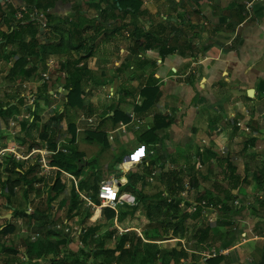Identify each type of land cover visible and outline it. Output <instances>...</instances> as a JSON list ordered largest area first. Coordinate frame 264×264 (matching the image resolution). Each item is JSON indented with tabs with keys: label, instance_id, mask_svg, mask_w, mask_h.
Here are the masks:
<instances>
[{
	"label": "crops",
	"instance_id": "crops-1",
	"mask_svg": "<svg viewBox=\"0 0 264 264\" xmlns=\"http://www.w3.org/2000/svg\"><path fill=\"white\" fill-rule=\"evenodd\" d=\"M26 25L38 33L9 39ZM13 90L26 103H6ZM10 106L18 112L7 114ZM0 119L15 142L0 143V150L14 149L31 162L40 152L41 167L50 168L45 175L55 170L73 182L86 166L79 152L90 142L113 151L123 145L114 168L124 172L165 165L184 171L227 160L236 169L235 161L247 167L251 149L264 160V0H0ZM40 121L49 145L24 152L22 126L37 131ZM222 152L228 157L215 158ZM261 184L254 204L242 194L228 203L236 227L216 244L195 236L201 256L188 248L187 260L172 264H256L264 253V231L255 227L264 221L256 209L264 200ZM223 192L213 193L218 205L208 202L204 215L226 212ZM217 245L216 256L206 258Z\"/></svg>",
	"mask_w": 264,
	"mask_h": 264
},
{
	"label": "rangeland",
	"instance_id": "rangeland-1",
	"mask_svg": "<svg viewBox=\"0 0 264 264\" xmlns=\"http://www.w3.org/2000/svg\"><path fill=\"white\" fill-rule=\"evenodd\" d=\"M8 63L6 60L4 67ZM10 74L11 70L8 72V75ZM5 75L6 78L10 77L6 73ZM18 91L13 90L8 93L11 95L10 101L5 102L26 103V98ZM31 106L32 103L27 102L26 110H31ZM12 112L18 111L12 110ZM3 122L4 120L0 119V143H5L9 147L8 145L15 143L14 134H10L9 130L7 132L2 130ZM23 123H26V120ZM27 123L32 124L29 121ZM64 123L69 128L67 119ZM45 124V121H40L36 126L37 131L35 127L22 126L25 133L21 139L23 143H27L24 152H31L33 145L38 147L49 145ZM11 125L12 132L15 126ZM57 126L60 127L59 122ZM69 132L73 133L70 130ZM18 142L21 141L18 139ZM121 147L113 151L100 142L86 143L77 157L81 158L86 166L82 169V175L77 180L73 179L74 182L71 177L63 179L59 173L58 176L55 170L45 175L44 173L50 168L46 170L41 167L40 152L33 154V162L28 159L17 162L11 153L2 158L0 161V264H92L93 261L100 264L108 258L105 251L115 249L123 242L127 248H136L140 243L142 251L146 253L147 249L151 253L157 250L159 254V251L164 253L181 249L188 252L190 248L195 250L193 253L195 256H201L197 252L198 243L194 244L192 241L195 236L198 240L210 239L216 244L225 231L236 227L237 216L233 212H228L229 209L226 210L230 208L228 203H233L241 194L249 195L248 201L251 204H254L257 198L260 200L258 188L262 184L258 185L256 182L255 172L262 170L260 167L264 164V160L255 156V149L247 151L249 157L254 155L251 159L247 158V167H243L241 161H235L239 164L234 170L236 176L230 177L231 161L229 160L219 162L217 166L198 163V167L191 165L184 171L173 170L165 165L161 168L135 167L124 172L125 170L122 171L121 168H114L115 162L121 160L120 154L123 150ZM222 156L228 157L227 153L222 152L215 158ZM70 158L72 161L75 159L71 154ZM48 159L47 162L52 161L53 156ZM56 159L61 160L62 155H57ZM237 175L240 177L236 178ZM109 179H113L119 185L120 182L127 185L124 189L120 188L119 192L130 196L128 203L123 206L117 205L115 208L101 204L100 185L102 181ZM226 179L232 184L228 185L229 181ZM228 186L234 187L231 188L232 191H228L226 188ZM220 188L226 190V193L223 192L224 203L227 204L224 207L226 210L224 214L219 216V212L211 211L204 215L205 209L199 208L200 206L194 209L195 205L203 200L207 202L206 206L208 202L213 207L217 206L218 201L213 197L215 196L213 193L218 192ZM174 191L175 194L172 193ZM165 192L167 196L163 195ZM262 201L261 204L258 202L260 205L256 207L259 213H264V200ZM164 203L168 205L165 206ZM180 203L182 208L179 207ZM110 209L115 212L114 215ZM217 222L219 224L215 225ZM250 222L252 223L251 220ZM208 225L215 226L213 229L211 227L208 229ZM256 226L264 231L263 220H256ZM4 228L7 230L2 231ZM89 228H92L93 232L87 243L83 244L82 237ZM180 232L185 237L186 247L177 240L181 237ZM209 244V242L200 244L202 251H207ZM79 246L85 247L89 255L80 254ZM151 246L153 248H150ZM217 246L205 254L213 255L211 252H217L215 248L220 247ZM96 248L103 253L93 257L90 252ZM115 254H120V251ZM159 258L157 263L150 261L146 264H161L162 256Z\"/></svg>",
	"mask_w": 264,
	"mask_h": 264
},
{
	"label": "trees",
	"instance_id": "trees-1",
	"mask_svg": "<svg viewBox=\"0 0 264 264\" xmlns=\"http://www.w3.org/2000/svg\"><path fill=\"white\" fill-rule=\"evenodd\" d=\"M25 28L21 30V32H17L14 34H10L9 39H13L16 40L17 38L19 39L22 35V33H31L36 35L38 33L37 28L33 27L32 25H26L24 26ZM23 45V42L21 43ZM15 108H17L16 106H10L5 112L7 114L12 113V110H14ZM124 119H126V116H123ZM119 121V120H118ZM153 132H149V134L147 136H144L142 139L146 142L149 143V141L153 140L152 136ZM230 170V177H235L236 173H235V169L233 167H229ZM239 176L237 175L236 178H238ZM255 179L257 181L258 184H261V182L264 179V169L260 170V172L255 173ZM232 184V182H230V185ZM127 185L120 183V187L119 189H124ZM234 188V187H231ZM201 208V207H199ZM110 212L114 215L115 212L111 211ZM210 226H208L209 229ZM7 229L4 228L2 231H6ZM91 232H93L92 228H89V230L86 231V234L82 237V241L83 244L87 243V240L91 237ZM177 232V230H176ZM66 242V241H65ZM84 246V245H83ZM85 247H80L78 249V252L80 254L83 253H87L89 251H86V249H84ZM149 248V247H148ZM150 248H153L152 246ZM120 251V254H115L116 252ZM157 250L154 251V253L150 252V250L147 249V253L142 251V246L140 243H138L137 247H130L127 248L125 243H120L118 244L115 249H109L107 251H105V253L107 254L108 258H106V260L103 263L100 264H146L150 261H153L155 263L158 262V260L160 259L159 257L162 256L161 260L162 263L161 264H172L174 261H178L181 260V258H186L188 256V252L185 249H181L179 251L175 250V251H170V252H161L159 251V254H157ZM103 251L98 250L97 248L94 249V251L90 252V255H93V257H97L100 254H102ZM88 254V253H87ZM163 254V255H162ZM89 255V254H88ZM212 258V257H211ZM219 260V258H218ZM77 261V260H76ZM217 261V260H216ZM92 264H98L95 261L92 262ZM256 264H264V253L261 256V259L256 263Z\"/></svg>",
	"mask_w": 264,
	"mask_h": 264
},
{
	"label": "built area",
	"instance_id": "built-area-1",
	"mask_svg": "<svg viewBox=\"0 0 264 264\" xmlns=\"http://www.w3.org/2000/svg\"><path fill=\"white\" fill-rule=\"evenodd\" d=\"M37 10L35 9L33 12V15H36ZM33 15L30 14V19H33ZM21 19L25 17V12L22 10L19 16ZM9 153H11L15 160L21 161L23 160V157H20L14 153V149L11 150H0V161L2 158L7 156ZM99 198L101 200V204L107 205L109 207L115 208V206H123L126 203L129 202L130 196L128 194H120L119 192V184H117L114 180H105L102 181L99 189ZM207 202L205 200L198 202L195 205V210L198 206H200L202 209H205ZM210 256H216V253L213 252V255H207L206 258H210Z\"/></svg>",
	"mask_w": 264,
	"mask_h": 264
},
{
	"label": "water",
	"instance_id": "water-1",
	"mask_svg": "<svg viewBox=\"0 0 264 264\" xmlns=\"http://www.w3.org/2000/svg\"><path fill=\"white\" fill-rule=\"evenodd\" d=\"M41 31H43V27H41Z\"/></svg>",
	"mask_w": 264,
	"mask_h": 264
},
{
	"label": "clouds",
	"instance_id": "clouds-1",
	"mask_svg": "<svg viewBox=\"0 0 264 264\" xmlns=\"http://www.w3.org/2000/svg\"><path fill=\"white\" fill-rule=\"evenodd\" d=\"M120 187V186H119Z\"/></svg>",
	"mask_w": 264,
	"mask_h": 264
}]
</instances>
